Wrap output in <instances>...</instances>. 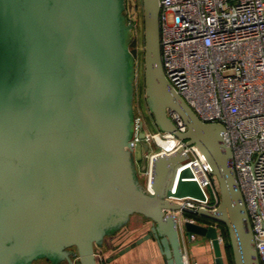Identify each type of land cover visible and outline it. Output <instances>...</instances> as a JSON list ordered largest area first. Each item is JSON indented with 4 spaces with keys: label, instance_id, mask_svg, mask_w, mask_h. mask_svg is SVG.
<instances>
[{
    "label": "water",
    "instance_id": "water-1",
    "mask_svg": "<svg viewBox=\"0 0 264 264\" xmlns=\"http://www.w3.org/2000/svg\"><path fill=\"white\" fill-rule=\"evenodd\" d=\"M140 1L146 106L157 128L199 148L218 184L217 206L183 205L204 194L183 167L182 147L158 154L149 185L141 181L127 0H0V264H75L74 255L79 264H98L96 248L133 214L148 228L120 254L151 239L164 264H186L182 227L188 237L209 239L215 264H226L217 222L227 229L234 264H260L224 125L201 120L169 81L159 0ZM140 145L144 169L148 143Z\"/></svg>",
    "mask_w": 264,
    "mask_h": 264
},
{
    "label": "built area",
    "instance_id": "built-area-1",
    "mask_svg": "<svg viewBox=\"0 0 264 264\" xmlns=\"http://www.w3.org/2000/svg\"><path fill=\"white\" fill-rule=\"evenodd\" d=\"M135 2L136 0H130ZM161 59L164 72L203 121L224 125L223 137L232 149L233 167L253 231L254 245L264 264V0H159ZM168 114L181 131L178 112ZM139 120H143L138 118ZM144 122V120H143ZM144 137H138L139 130ZM136 142L146 141L145 184L152 180L158 154L187 155L204 198L186 197L183 205L215 208L219 188L199 148L172 132L136 123ZM162 142H168L169 146ZM189 219H194L191 217ZM213 221H208L210 223ZM217 239L224 246L219 223Z\"/></svg>",
    "mask_w": 264,
    "mask_h": 264
},
{
    "label": "crops",
    "instance_id": "crops-1",
    "mask_svg": "<svg viewBox=\"0 0 264 264\" xmlns=\"http://www.w3.org/2000/svg\"><path fill=\"white\" fill-rule=\"evenodd\" d=\"M145 221V217L140 214L131 215L129 224L116 235L108 237L105 245L97 249L98 264H164L156 243L151 239L122 254L118 253L121 247L146 232L148 224ZM180 239L186 264H215L214 249L209 239L196 234L188 237L182 227ZM222 254L226 263V254L223 249Z\"/></svg>",
    "mask_w": 264,
    "mask_h": 264
},
{
    "label": "rangeland",
    "instance_id": "rangeland-1",
    "mask_svg": "<svg viewBox=\"0 0 264 264\" xmlns=\"http://www.w3.org/2000/svg\"><path fill=\"white\" fill-rule=\"evenodd\" d=\"M126 14L128 20L133 23V39L130 43V49L135 56V69H136V79H135V99H134V108H135V118L136 123L138 122V118L144 120L149 130L155 131L156 126L154 125L151 115L148 111V108L145 103L144 91H143V49H144V39H143V14L141 1L136 0L135 2H131L127 0ZM164 145H168V142H162ZM142 147L140 144L137 145L136 148V157H137V166L139 176L143 184H145L143 175H142ZM98 248H96L97 251ZM75 264H79L78 256L74 255L72 257ZM33 264H52L47 259H37ZM58 264H70L66 260L61 261Z\"/></svg>",
    "mask_w": 264,
    "mask_h": 264
},
{
    "label": "trees",
    "instance_id": "trees-1",
    "mask_svg": "<svg viewBox=\"0 0 264 264\" xmlns=\"http://www.w3.org/2000/svg\"><path fill=\"white\" fill-rule=\"evenodd\" d=\"M189 215L193 216L194 218L196 217L193 214H189ZM219 226H220L222 235L224 237V246L222 247V249L224 250V252L226 254V259H227L226 264H234L233 257H232V252H231V247H230V244H229V237H228L227 229H226L225 225H223L221 223H219Z\"/></svg>",
    "mask_w": 264,
    "mask_h": 264
}]
</instances>
